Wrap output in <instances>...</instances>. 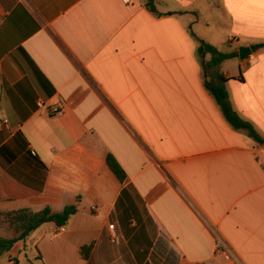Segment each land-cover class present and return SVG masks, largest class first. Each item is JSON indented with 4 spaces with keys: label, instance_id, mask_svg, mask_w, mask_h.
<instances>
[{
    "label": "crops",
    "instance_id": "crops-1",
    "mask_svg": "<svg viewBox=\"0 0 264 264\" xmlns=\"http://www.w3.org/2000/svg\"><path fill=\"white\" fill-rule=\"evenodd\" d=\"M153 2L0 0V212L77 205L0 264H264V145L204 85L233 78L231 106L264 138V46L253 64L237 50L264 44V0ZM200 6L237 52L211 78Z\"/></svg>",
    "mask_w": 264,
    "mask_h": 264
},
{
    "label": "trees",
    "instance_id": "trees-1",
    "mask_svg": "<svg viewBox=\"0 0 264 264\" xmlns=\"http://www.w3.org/2000/svg\"><path fill=\"white\" fill-rule=\"evenodd\" d=\"M146 6L150 11L158 14L153 0H146ZM197 40V54L201 57V65L204 68L214 67L220 62L237 55L236 51L224 53L219 51L213 44L201 38H197ZM206 53L211 54V58L208 61H204L203 59ZM216 77V82L205 80L204 85L213 95L227 122L236 129H244L251 138L264 145V138L258 134L250 122L239 116L228 100V94L224 82L233 78L226 79L220 74H216ZM106 163L116 178L120 182H123L126 178V173L111 154H107ZM76 210L77 205L74 203L65 205L60 211H53L49 206H44L39 210L25 207L11 211H1L0 226L10 230L11 235L0 236V255L11 249L18 240L25 241L26 238L43 223L52 222L57 226L64 225ZM81 252L84 257L87 256V248H81Z\"/></svg>",
    "mask_w": 264,
    "mask_h": 264
},
{
    "label": "rangeland",
    "instance_id": "rangeland-1",
    "mask_svg": "<svg viewBox=\"0 0 264 264\" xmlns=\"http://www.w3.org/2000/svg\"><path fill=\"white\" fill-rule=\"evenodd\" d=\"M201 12L199 15L197 16H193L195 21H194V30H196L197 33H203V35L207 36L208 41L215 45L217 47V49H219V51L223 52V51H227L228 48V44L225 41V34L222 33V30L220 28H218L215 25L214 19H212V17L207 13V10L205 8H202V6H200ZM198 20V22H197ZM226 53V52H224ZM223 64V63H222ZM224 66H226L227 68L232 67L233 68V62L231 60H224ZM236 68V66H235ZM215 70V68H209V67H205V73L208 75V78H211V73L212 71ZM262 87H260L258 85L257 89H256V93H260L262 90ZM2 227L0 229V234H9V236L11 235V231L8 230L7 228Z\"/></svg>",
    "mask_w": 264,
    "mask_h": 264
},
{
    "label": "built area",
    "instance_id": "built-area-1",
    "mask_svg": "<svg viewBox=\"0 0 264 264\" xmlns=\"http://www.w3.org/2000/svg\"><path fill=\"white\" fill-rule=\"evenodd\" d=\"M127 1V0H124ZM246 60L248 63L253 64L256 60V56L254 52H249L246 56H245ZM54 111H56L57 113H59L61 111V106L58 105V108H56ZM111 241L114 243H119L120 241V236L116 233H112L111 236ZM217 249H220V244H217Z\"/></svg>",
    "mask_w": 264,
    "mask_h": 264
},
{
    "label": "water",
    "instance_id": "water-1",
    "mask_svg": "<svg viewBox=\"0 0 264 264\" xmlns=\"http://www.w3.org/2000/svg\"><path fill=\"white\" fill-rule=\"evenodd\" d=\"M263 43H254L249 45H241L237 47L240 59H243L249 52H255L257 49L263 47Z\"/></svg>",
    "mask_w": 264,
    "mask_h": 264
}]
</instances>
